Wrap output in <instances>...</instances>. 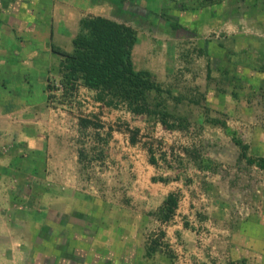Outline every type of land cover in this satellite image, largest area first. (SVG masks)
<instances>
[{
	"label": "rangeland",
	"instance_id": "obj_1",
	"mask_svg": "<svg viewBox=\"0 0 264 264\" xmlns=\"http://www.w3.org/2000/svg\"><path fill=\"white\" fill-rule=\"evenodd\" d=\"M92 16L137 32L134 67L181 99L169 103L185 130L108 107L80 82L65 96L54 90L50 44L69 51L79 20ZM262 67L264 0H0V90L37 95L0 96V264H42L41 252H74L82 264H264V175L233 143L264 157ZM171 192L178 208L162 224L153 213Z\"/></svg>",
	"mask_w": 264,
	"mask_h": 264
},
{
	"label": "trees",
	"instance_id": "obj_2",
	"mask_svg": "<svg viewBox=\"0 0 264 264\" xmlns=\"http://www.w3.org/2000/svg\"><path fill=\"white\" fill-rule=\"evenodd\" d=\"M119 4L121 0H108ZM207 5L219 4V0H201ZM138 41L137 32L124 24L102 16L82 18L78 22V31L71 40V49L50 44L52 53L59 57L61 78L55 91L62 96L72 93L76 83L97 94V99L108 107L124 105L130 113L155 121L168 131H181L188 127V119L176 108H171L169 101L181 102L171 89L158 82L147 70H136L133 63V49ZM264 71V67H262ZM50 90V86H47ZM196 104H199L196 102ZM211 127L226 129V121L219 118H207ZM80 127L86 129L91 124L87 119L79 120ZM138 130L130 132L131 144H136ZM234 145L239 150V159L248 166L255 167L264 175V157H253L249 146L241 139L234 138ZM148 162L157 165V157L152 147H146ZM186 156L199 165L196 153L186 150ZM82 158L83 154H79ZM201 168V165H199ZM152 181L167 182V179L152 178ZM180 196L169 193L162 204L153 213L156 221L166 224L175 216ZM46 235V232H45ZM164 236L163 233H160ZM158 240L152 241L146 248V256L151 257L158 248Z\"/></svg>",
	"mask_w": 264,
	"mask_h": 264
},
{
	"label": "crops",
	"instance_id": "obj_3",
	"mask_svg": "<svg viewBox=\"0 0 264 264\" xmlns=\"http://www.w3.org/2000/svg\"><path fill=\"white\" fill-rule=\"evenodd\" d=\"M11 65H13V64H11ZM10 65V69H11V66ZM14 66V65H13ZM15 67H13V69H14ZM12 70V69H11ZM14 72H15V70H14ZM5 74V73H4ZM7 76L8 77H6V78H11V75H9V74H7ZM14 76V75H13ZM9 82H11V79H9ZM27 85V84H26ZM32 92L30 91V90H28V87H20V88H15V91L13 92L12 90H11V88L9 87V89H4L3 91H1L0 90V96L2 95V94H4L5 96H8V98L10 97L11 99H12V101H14V103L16 104V101H18V97H20V98H22L23 99V94H27L28 95V98H27V100H25L26 99V97H25V99H23V100H25V102H31L34 98H36L37 97V95H35V94H31ZM42 94H43V91L41 92ZM29 94H31V95H29ZM6 103V102H5ZM2 104V103H1ZM9 104H11V103H9ZM18 105H14V104H12V107H10V105L8 106V108L6 109L5 107H6V105L3 107V108H5V114H4V117H6V116H8L9 114H7V113H9V111L12 109H16L15 107H17ZM18 109V108H17ZM0 119H2V117H0ZM0 127H2V125H0ZM4 127H8V123L6 122V124H5V126ZM1 170V169H0ZM5 174H6V172H5ZM47 233V232H46ZM48 235V234H47ZM47 235L46 236H44V241L42 242V244L43 245H45V244H48L49 242L51 243V241H49L48 239H46L45 240V238L47 237ZM37 237H32V245L34 244V240L36 239ZM34 239V240H33ZM16 238H15V240H13L14 241V243H17L16 242ZM11 243V242H10ZM13 243V245H15ZM43 252H41L40 254H38L37 256L39 257V258H41L42 257V264H82L83 263V260H77V257H75V253L74 252H72L70 255H64V253H58L56 256H50V258H48L46 255H43L42 254ZM45 253V252H44ZM63 254V255H62ZM36 256V257H37ZM45 256V257H44ZM20 258H22L21 256H20ZM35 261H37V259L35 260ZM36 264H39L38 262L36 263Z\"/></svg>",
	"mask_w": 264,
	"mask_h": 264
}]
</instances>
